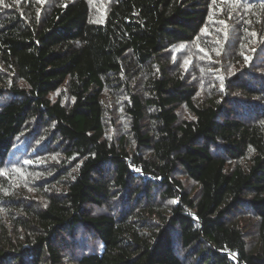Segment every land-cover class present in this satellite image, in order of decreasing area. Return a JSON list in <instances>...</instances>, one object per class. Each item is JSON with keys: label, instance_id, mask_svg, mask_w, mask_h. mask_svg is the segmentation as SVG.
Returning a JSON list of instances; mask_svg holds the SVG:
<instances>
[{"label": "trees", "instance_id": "16d2710c", "mask_svg": "<svg viewBox=\"0 0 264 264\" xmlns=\"http://www.w3.org/2000/svg\"><path fill=\"white\" fill-rule=\"evenodd\" d=\"M0 264H264V0H0Z\"/></svg>", "mask_w": 264, "mask_h": 264}, {"label": "rangeland", "instance_id": "374dc122", "mask_svg": "<svg viewBox=\"0 0 264 264\" xmlns=\"http://www.w3.org/2000/svg\"><path fill=\"white\" fill-rule=\"evenodd\" d=\"M87 1L90 5L92 21H97V22L102 21V19L104 17L106 2H109L110 0H87ZM189 51H190L189 46H182L181 45V46H179L173 50V57L178 61H182L183 63H186L188 58H189V57H187L189 55ZM183 53H184V55H183ZM198 54H200L204 60L208 58V53H206V52L199 51ZM186 65H187V67H189L190 63H187ZM211 72L212 71H208V75L212 74ZM202 93H203V91H202ZM61 97H62L63 101L67 100V98H68L65 93H63L61 95ZM184 113H185V111L182 112V114H184ZM24 142L25 141L21 142V146L19 145L18 147H16L15 150H13V152L11 153L9 162H7L6 166H5L6 170H7V172L5 174H7L8 172L9 173L12 172L11 171L12 169H10L11 167H15L18 164H20L21 162H23V161L25 162L26 160L28 162L29 157L26 156L28 149H27V147H24L25 146ZM186 183L188 185H191L188 182H186ZM192 187H193V185H192Z\"/></svg>", "mask_w": 264, "mask_h": 264}]
</instances>
